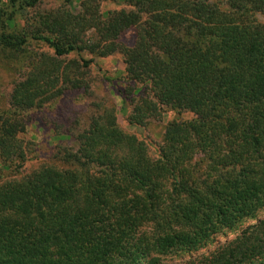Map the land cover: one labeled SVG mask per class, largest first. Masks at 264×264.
<instances>
[{"label":"trees","instance_id":"trees-1","mask_svg":"<svg viewBox=\"0 0 264 264\" xmlns=\"http://www.w3.org/2000/svg\"><path fill=\"white\" fill-rule=\"evenodd\" d=\"M60 1L29 17L40 0H0V62L26 68L0 111V173L34 157L25 115L86 92L96 59L121 57L129 125L169 120L153 159L105 109L66 169L0 185V264H160L212 244L187 264H264V0ZM199 155L207 175L187 170Z\"/></svg>","mask_w":264,"mask_h":264},{"label":"rangeland","instance_id":"rangeland-1","mask_svg":"<svg viewBox=\"0 0 264 264\" xmlns=\"http://www.w3.org/2000/svg\"><path fill=\"white\" fill-rule=\"evenodd\" d=\"M60 0H40L39 5L33 12H28L32 17L34 13H45L57 9L61 5ZM72 12L79 11L77 3L70 4L68 7ZM115 6L105 3L102 11L114 10ZM21 25L27 14L22 15ZM86 35L84 40L87 39ZM132 43V36L126 35V44ZM35 52L51 55L50 50L43 45L33 46ZM84 59H91L88 51H83ZM69 58H73L70 56ZM26 68L20 70L14 64L0 62V111L9 108V99L12 89L19 82L25 73ZM90 88L84 92L83 89L66 91L53 104H49L41 111H32L25 115L26 127L23 135L20 136L24 141L33 145L35 150L34 157L27 161L20 172L15 175L12 171L4 170L0 173V185L5 182L19 180L38 169L51 167H64L61 165L60 156L64 157L65 150L76 152L78 142L76 137L79 133L88 129L93 118L101 116L104 110H113L120 130L128 135L136 136L143 141L147 147L151 158L156 159V147L162 141L164 128L168 123L169 117L163 114L160 121L150 122L143 128H135L128 124V112L121 100V91L124 86V66L121 57L112 56L104 60L96 59L91 67ZM105 110V111H106ZM178 121H186L192 118L191 114L185 113L175 117ZM188 171H201L208 174L209 164L202 155L193 157L187 162ZM60 168V169H61ZM221 242L231 239L220 237ZM219 240V238H215ZM216 246V245H215ZM214 244L209 245L203 250L194 253L183 251H169L167 254L159 255L151 253V258L160 264H187L190 261H197L199 256L206 255L213 251ZM158 251V250H157Z\"/></svg>","mask_w":264,"mask_h":264}]
</instances>
